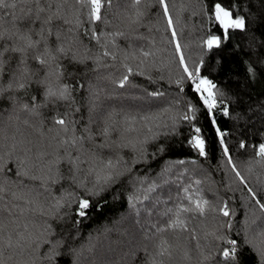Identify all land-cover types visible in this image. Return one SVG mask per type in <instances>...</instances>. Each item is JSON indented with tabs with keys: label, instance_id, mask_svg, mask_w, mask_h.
Returning a JSON list of instances; mask_svg holds the SVG:
<instances>
[{
	"label": "trees",
	"instance_id": "1",
	"mask_svg": "<svg viewBox=\"0 0 264 264\" xmlns=\"http://www.w3.org/2000/svg\"><path fill=\"white\" fill-rule=\"evenodd\" d=\"M13 3L15 9L11 7ZM49 3L52 11L59 7L70 20L79 16L83 22L80 29L56 21L53 31H59L65 46L71 41L73 50L89 59L86 67L68 66L75 73L72 77L47 76V84L53 89L63 84L72 86L68 100L52 102L55 98H45L47 84L38 86L35 81L44 79L48 70L31 58L27 65L35 75L26 81V88L17 90L13 78V90L0 96V157L7 163V168L0 171V188L4 189L0 192V260L4 264H49L45 256L50 244L45 241H62L58 264H151L160 241L167 240L171 255L162 257L164 264H214L212 260L204 261L201 252L222 261L219 249L227 245L206 235L224 231L222 225L228 218L218 211L204 217L181 212L187 231L179 227L160 231L176 218L181 204L190 206L184 189H188V196L203 197L217 209L226 201L235 213L232 232L226 234L236 239L246 235L260 246V233L264 232V209L260 208L264 204V158L256 153L258 145L264 143V66L257 65L256 79L249 80L244 62L249 61L250 38L264 41V0H224L225 5L234 6V15L245 18L251 31L230 30V39L213 52L203 46L209 29L220 34L208 21L210 0H167L176 30L174 38L158 0H141L135 7L133 0H112L111 7L103 12V23H90L87 9L75 0H41L46 9ZM8 4V8L0 9V25L9 31L14 15L36 8L22 0H8ZM137 11L143 15L137 24H132L129 18H135ZM35 27L39 28V22ZM69 28L74 31L69 32ZM93 32L99 41L91 38ZM54 39L50 38V43ZM176 41L189 68L203 60L201 73L225 93L229 114L218 112L216 121L225 133L224 144L231 162L214 126L199 108L198 126L204 130L207 158L187 146L188 123L182 114L187 104L196 101L187 93V82L176 83L184 75ZM8 44L11 46V42ZM104 51L116 59L103 56ZM142 51L150 55L143 57ZM131 53L136 58L125 60V55ZM61 63L67 65L68 61ZM124 64L133 69V74L121 88L118 81L127 74ZM5 67L13 68L18 77L15 63ZM9 79L5 74L0 85L7 88ZM77 83L85 87L75 88ZM180 87L185 91L181 92ZM154 92L161 95L153 96ZM34 93L36 100L32 101ZM25 104L28 109L23 107ZM57 117L71 121L67 133L53 123ZM108 122L115 123L118 132L106 141L101 132ZM129 127L135 131H125ZM73 135L84 139L70 148L71 154L87 159L95 153L99 157L91 165L95 171L90 172V165L85 163L73 180L67 164L61 163L60 173L65 178L53 183L49 176L55 179L57 173L51 162L65 155L60 140ZM153 135L157 139L153 140ZM145 139L148 143L144 145V158L131 146L97 147L115 140L117 144L131 142L139 149ZM161 144L166 151L156 152V146ZM100 159L118 162V167L105 169ZM109 171L121 174L106 183L104 177ZM80 199L90 202L84 217L77 215ZM244 252L238 256V264H261L264 259L250 246H245Z\"/></svg>",
	"mask_w": 264,
	"mask_h": 264
},
{
	"label": "snow or ice",
	"instance_id": "2",
	"mask_svg": "<svg viewBox=\"0 0 264 264\" xmlns=\"http://www.w3.org/2000/svg\"><path fill=\"white\" fill-rule=\"evenodd\" d=\"M23 3L26 4H34L36 5L35 10L32 8H28L27 11H23L20 16H13V28L11 31L3 29L2 25H0V81H3L5 74L9 76V82L7 84V88H4L0 85V96H3L6 91H11L14 88V84L12 82L13 78H15V88L17 90H24L26 88V81L30 79L35 72L30 70L27 61L29 58L34 60L39 66L47 69L46 76L44 79H37L35 82L38 86L47 84V76L56 75L57 79H61L65 76L72 77L75 75L74 71L69 70V65H87V60L89 57L80 56L76 51L73 50L71 46V41H68L67 46L65 43L60 42V33L59 31H53V25L56 21H61L64 24L75 25V29H80L82 25V21L77 15L75 21L68 19L66 16L62 15L59 7L55 10H51V4L49 3V7L46 9L41 6V0H22ZM75 3L80 5V7L87 9V20L90 23H103L104 15L103 12L106 11L108 7H111L112 0H75ZM141 3V0H133V6H137ZM160 7L163 10L164 17L166 18L167 25L171 30V36L174 38L176 36V30L173 25L172 16L169 13L167 0H158ZM8 0H0V9L8 8ZM13 9L16 8V4L13 3L11 5ZM235 8L234 6L225 5L224 0H210L209 3V13L208 21L217 31L220 32L219 35L215 34L212 29H209V34L206 39L203 41V46L209 52H213L214 50H220L222 48V44L225 40L230 39V30H239L241 32L248 33L251 31L248 24H246V20L243 16L238 14L234 15ZM42 13H47L45 16H41ZM143 15V13L137 11L135 13V18H129L132 24H137L139 22V18ZM15 21H19V23H15ZM36 22H39V28L35 27ZM69 32L74 31L73 28L68 29ZM84 34L88 35V30L84 29ZM116 35H123V33L117 32ZM36 37V38H34ZM55 37L54 40L50 43V38ZM92 39H96L99 41V36L92 33ZM8 42H11V46H9ZM55 45V46H53ZM249 49V61L244 62L246 73L248 75L249 80H255L257 77V65L264 66V41H258L255 37L250 38L248 43ZM181 46L179 41L175 42V49L180 53L179 61L183 68L184 75L180 77L176 81L177 85H183L187 82V93H190L191 96L195 99L196 103L187 104V111L182 114V119L188 123L187 134L185 136V140L187 146L193 149L199 156L207 158V141L205 139L204 130L202 126H198L197 119V110L198 108L203 111V114L208 119L209 123L212 124L215 128L216 133L218 134L219 142L223 146V152L227 156L229 162H231V156L228 155L229 149L227 145L224 144V136L225 133L221 131L220 127L217 125L216 114L218 112H222L223 115L227 116L228 107L224 100L225 93L218 87V85L212 80L209 79L207 75H203L201 73V68L204 67V61L201 60L198 65L194 66L192 69L189 68L188 64L184 60V56L182 51L180 50ZM9 54V55H6ZM141 55L143 57H148L150 55L149 52L142 51ZM103 56H111L113 60L116 59L114 55L109 53L108 51L103 52ZM135 53L126 54L125 60L135 59ZM62 60H67L68 64H62ZM15 63L16 71L19 72L18 77L16 76L13 68L8 67L6 65H12ZM143 63V60L140 61ZM126 69V75H123L121 79L118 81V86L124 88L128 83L129 75L133 74V69L129 67L127 64H124ZM142 74V73H140ZM85 85L82 83L75 84V88H84ZM72 90V86L69 84H63L58 89H53L50 84H47L46 90L43 92V95L46 99L51 100L55 98L52 102L58 100H68L70 98V93ZM180 91L184 92L185 88L180 87ZM153 96L161 95V93L154 92ZM30 99L32 101L36 100V94L34 93ZM25 109H28V105H23ZM145 120H148L149 117H144ZM111 121V117H109ZM53 123L55 125H59L61 130L67 133L69 131L68 124L71 121L66 122L65 118H53ZM127 123V121H126ZM151 131V129H149ZM125 131L131 132L135 131L134 128H126ZM74 132V129H73ZM113 132H118V129L115 126V123L108 122L106 123L101 135L105 137L106 141L109 140ZM84 138L77 137L73 135L70 139H61L60 145L65 149V155L63 157L57 156L56 159L51 162L52 166L56 168V178L52 179L49 176V179L52 180L53 183H58L61 179H64V175L60 173L59 165L61 163L67 164V172L70 174L71 178L75 179V173L80 170V166L87 163L90 165L89 171H95L94 167H91L99 157L96 156L95 153L90 154L89 158L82 159L80 155L73 156L70 152L71 147H75L81 142ZM153 140L157 139V135H153ZM148 143V140L145 139L139 149H137L136 145L131 144V142L124 144H117L115 140L110 142H105L97 147L99 148H109L111 149L113 146L116 147H128L131 146L134 150L139 151L140 156L142 158L147 156V149L144 147L145 144ZM240 147L244 148L245 144L243 142L240 143ZM166 151V147L164 145H157L156 152L163 153ZM155 152L152 153L153 157H155ZM261 158H264V143H260L258 145V150L256 153ZM100 163L103 164V167L108 170H115L118 167L117 164H114L111 159L106 161L100 159ZM183 163V161H181ZM0 171H3L7 168V163L4 161L3 157H0ZM233 169H235V165H233ZM8 171H12V169L8 168ZM52 171V167H49V172ZM20 175H27V172H20ZM121 173L115 171H109L108 174L104 177L105 182L114 181L116 176H119ZM237 175L239 173L237 172ZM32 179H37V177H32ZM197 183H199L197 181ZM4 191V189L0 188V192ZM185 199L190 201V206H185L181 204L176 213V218L171 220V223L167 225V227L160 229V231H167L168 228L175 230L179 227L182 231H187V224L180 219V213H194L198 216L204 217L209 212H219L222 217L228 218L227 221L222 225L224 229L223 232L217 234V232L207 233L206 235H211L215 241L222 242L227 245V247L219 249L220 256L223 257V260H215V257L212 254L204 255L201 252L204 261H214V264H238V256L244 255L245 246H250L251 250L257 252L261 258H264V232L260 233L261 242L260 246H257L250 240L246 235L243 239H236L228 236L226 233L232 232L233 224L232 218L235 213L232 212L228 203L223 202L222 206L218 209L210 204L207 199L201 197L200 199H193L191 196L187 195L188 189H184ZM249 192L252 193V190L249 189ZM255 193H252L253 198H255ZM19 198V197H18ZM259 204V201H257ZM59 203L57 207H59ZM90 207V202L88 199H80L78 202V210L77 215L80 217H84L87 215L86 210ZM260 208L264 209V204H260ZM234 236H239L240 233H234ZM195 238V237H194ZM45 243L50 244V250L46 254L45 259L49 261V264H58L57 257H60L62 253L59 252V248L63 246L62 241H56L55 244H52L50 241H45ZM199 242H197V248H199ZM170 245L167 240H161L158 249L155 255L151 259V264H164V260L162 257L165 255H171L169 252ZM187 258V254H185ZM0 264H4L3 260H0ZM261 264H264V259H261Z\"/></svg>",
	"mask_w": 264,
	"mask_h": 264
}]
</instances>
